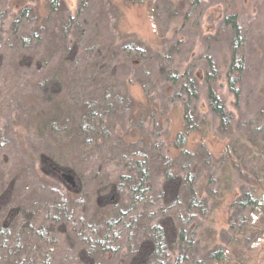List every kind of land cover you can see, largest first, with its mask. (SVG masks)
<instances>
[{"label": "trees", "instance_id": "16d2710c", "mask_svg": "<svg viewBox=\"0 0 264 264\" xmlns=\"http://www.w3.org/2000/svg\"><path fill=\"white\" fill-rule=\"evenodd\" d=\"M199 2L184 12L183 28L198 27L194 15L205 7ZM46 4L41 11L33 0H0V264H249L248 246L264 230L260 175L251 178V191L242 187L232 196L231 240L217 239L220 232L207 222L222 203L218 179L225 168L243 173L228 144L218 155L202 131L194 142L201 78L209 83V111L227 139L237 135L235 111L210 85L219 78L213 58L194 61L204 64L193 76L174 67L172 52L151 56L140 42H111L106 29L97 31L98 14L84 16L90 0H80L66 18L60 0ZM242 9L240 0H223L220 10L231 39L226 84L234 110L249 63L251 33ZM66 20L67 29L59 24ZM61 35L67 37L56 39ZM146 66V77L162 78L163 92L174 91L171 100L183 102L184 127L171 145L155 135L135 140L142 113L135 115V99L123 87L132 69ZM42 93L47 109L28 111L36 135L19 136L24 142L17 144L18 125L4 129L2 119L18 99ZM256 155L264 166V150ZM111 165L123 171L111 178ZM65 174L75 181L66 194Z\"/></svg>", "mask_w": 264, "mask_h": 264}, {"label": "rangeland", "instance_id": "374dc122", "mask_svg": "<svg viewBox=\"0 0 264 264\" xmlns=\"http://www.w3.org/2000/svg\"><path fill=\"white\" fill-rule=\"evenodd\" d=\"M193 1L195 0H90V6L86 8L84 16L90 20L94 13L98 14L97 18L102 28L97 31L103 34L102 31L106 29V34L109 35L108 39L111 42H132L134 44L140 42L151 56L159 52L162 55H169L172 52L174 67L187 69L190 75L197 76L200 64L202 67L204 64L202 61L196 66L194 61L207 60L208 56L215 61L219 70V78L210 85L220 93L229 109L235 111L236 121L233 124V131L237 135H229L227 139L226 136L229 133L220 127L218 119L209 111L207 99L209 83L201 78L198 84L199 100L193 106L199 114L200 126L195 133L197 135L194 134L191 138L195 136L194 142L197 143L200 137L198 133L202 131V136L207 135L205 138L206 141H209L210 151L218 155L228 144V147H231V156L236 159L237 164L241 163L243 166V173L232 166H227L220 175L218 188L223 200H221L222 203L219 207L211 211L212 214L207 221L215 231L220 232L221 236L217 233V239L227 241L231 240L233 234L230 233L228 217L233 210L229 206L234 199L232 198L234 193H240L242 187L251 191V183H253L251 178L257 174L260 175L261 184L264 187V166L259 167L260 157L256 155L257 148L264 150V0H240L244 20L248 21L251 35L246 47L249 63L244 76L241 78V96L237 110L232 108L235 101L226 84V75L231 59V39L220 24V10L223 7V0H199V7L204 6L201 4L202 1H204L205 7L203 9L198 8L201 9L200 13L198 10L197 15H194L195 19H199L200 23H196L198 27L183 28V14ZM33 2L41 11L45 10L47 0H33ZM79 3L80 0H60L61 14L65 18L69 14L75 15ZM12 6L10 7L11 14L14 13ZM11 20H13L12 16ZM67 23V20L65 23L59 22L65 29L68 28ZM62 37L67 36L61 35L56 39H62ZM73 37L69 34L67 40H72ZM189 60L190 65L188 64ZM147 69V66L137 67V70L132 69L130 76L127 77L125 87H123L135 99V115L138 116L142 113L141 123L138 126L142 129L136 130L135 140L143 135V139L147 141L148 137L155 135L157 140L171 145L176 134L184 127L183 102L180 99L171 100L175 98L176 93L173 91L170 97V94L163 92L162 78L154 75L146 77L145 74L150 73ZM43 95L44 93L38 98L33 95L18 99L12 106L11 117L2 119L1 125L4 129L7 124L18 125L16 126V134H13L17 144L24 142L19 136L26 138L28 136V138L34 139L36 132L30 130L34 125L30 121L28 111L47 109L41 103L44 100ZM33 112L35 113L36 110ZM38 148L40 149V147ZM24 150L26 151V148ZM35 156H37V152ZM158 167L156 166L157 170L160 171ZM248 169L252 176L245 173ZM122 171L121 168L114 165L108 168V174L111 178L118 176ZM64 178L65 184L61 183V190L66 194L69 193L68 186L72 183L66 176ZM154 178L161 189L162 183H164L162 176L155 173ZM259 196L264 199V188ZM156 209L158 210L157 207ZM261 235L259 242L255 239L248 246V249H251L250 256L252 258L250 262L249 259L246 260L249 264H264V230ZM240 237H242L241 240L249 239L248 235ZM237 264L239 263L237 262Z\"/></svg>", "mask_w": 264, "mask_h": 264}, {"label": "water", "instance_id": "95a60500", "mask_svg": "<svg viewBox=\"0 0 264 264\" xmlns=\"http://www.w3.org/2000/svg\"><path fill=\"white\" fill-rule=\"evenodd\" d=\"M65 176L67 177V179H68L73 185L75 184V181H74L73 176L68 175V174H65Z\"/></svg>", "mask_w": 264, "mask_h": 264}]
</instances>
